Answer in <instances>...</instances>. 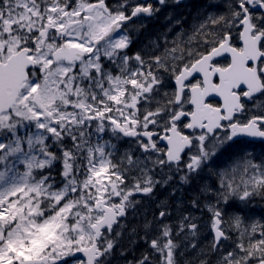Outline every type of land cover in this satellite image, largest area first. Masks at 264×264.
<instances>
[{
  "label": "snow or ice",
  "instance_id": "snow-or-ice-1",
  "mask_svg": "<svg viewBox=\"0 0 264 264\" xmlns=\"http://www.w3.org/2000/svg\"><path fill=\"white\" fill-rule=\"evenodd\" d=\"M159 11L0 0V264H111L138 194L205 173L215 182L191 206L209 214L216 264H264V216L250 207L264 200V159L248 151L264 145V0H208L186 39L166 32L130 54L129 22ZM167 216L128 230L152 251L127 264L197 249V217Z\"/></svg>",
  "mask_w": 264,
  "mask_h": 264
},
{
  "label": "rangeland",
  "instance_id": "rangeland-1",
  "mask_svg": "<svg viewBox=\"0 0 264 264\" xmlns=\"http://www.w3.org/2000/svg\"><path fill=\"white\" fill-rule=\"evenodd\" d=\"M204 1L208 3L207 0ZM117 2L118 0H112L111 4H115ZM173 4L174 3H169V6L165 7L164 9H162V7H158L160 8V11L155 13L152 19L147 20L148 18L141 17L135 22H131L130 29H132V31L130 32V35L133 37V44L130 49V54L141 49L140 47H142L144 43L146 44L150 38L160 37L166 32L168 40H172L177 35V33H180L181 31L186 33L185 39L187 38V35L191 34L193 25L195 23V18L198 14L204 12L205 6L198 12H195L192 7H185V11H183L179 6L172 7ZM164 15H168L169 17H165ZM162 18H164L163 21L167 19L164 26H162L164 29L163 31L158 25V22ZM177 21H179L180 23H177ZM169 28H171L170 32H168ZM195 43L196 42L194 41L193 46H195ZM169 88H171V82H169ZM248 151L251 152L253 156H255L257 162H259L261 159H264L263 146L256 145L254 149L250 148L248 149ZM160 178V176H157V179ZM213 178L214 177L209 178L207 173H205L202 177H198L190 185H188L181 183L179 180V176L177 175L167 185H157L151 194H138L136 196V199L140 201V204L137 213L135 215V218H133V215L130 214L126 220L122 221V223L125 224L127 228L123 231L122 238L119 239V246L113 252V255L111 257V264H127V261L133 260L134 257L139 258L145 252L151 253L152 250L149 248V244L146 243L143 239L137 238L134 244H130L128 230L132 227H137L138 237L144 236L145 231L142 225L146 221L153 220V215L155 214L156 216H158L159 211L162 210L169 213V216L164 219V223H174L178 221V219L182 215L191 214L192 216L197 217V219L193 222L198 225V237L196 238L198 247L195 251L189 249L182 256L178 253L176 256L177 264H185V261L188 260V256L190 257V259L194 260L195 264H199L200 259H207L210 264H216L220 253L218 252L209 256V254L211 253L210 244L213 239L212 231H210L209 214L207 213V211H204L202 209H194L191 206L193 197L198 194V191L196 192V186L199 189V187H201L205 183L214 184L215 179L213 180ZM212 181L213 183H211ZM185 195H187L188 197H186ZM201 201L203 203V198H201ZM162 202L166 203V208H158V205H161ZM253 202L250 205L252 209V215H254L256 218L264 216V200H260L259 198H257ZM200 216L202 217L200 218ZM117 231H121V229L117 228ZM156 234L157 233L154 227L149 233V241ZM178 239L183 240V236L179 237ZM234 241V235L232 237V240L224 241V250H230L231 246L233 247L234 245ZM122 249H129V251L125 252L124 256H121L120 252ZM201 249H203L208 254L201 256L199 254ZM183 251L184 246L182 244L180 252ZM69 264H72L71 260H69Z\"/></svg>",
  "mask_w": 264,
  "mask_h": 264
},
{
  "label": "flooded vegetation",
  "instance_id": "flooded-vegetation-1",
  "mask_svg": "<svg viewBox=\"0 0 264 264\" xmlns=\"http://www.w3.org/2000/svg\"><path fill=\"white\" fill-rule=\"evenodd\" d=\"M111 1L112 0H108V2L111 4ZM208 1V0H207ZM138 2H145V1H143V0H138ZM147 3H151V4H153V6L154 7H160L161 5H159V4H157V3H153L152 1H150V0H147L146 1ZM207 4V2L206 1H198V2H196V3H188V4H181V7L182 8H185V7H192L194 10H196V11H199V10H201L205 5ZM141 17H143V16H141ZM141 17H139V18H141ZM138 18V19H139ZM152 18V17H151ZM151 18H148L147 20H149V19H151ZM136 21V20H135ZM135 21H133V22H135ZM166 21H167V19H166ZM160 22H161V20L158 22V25H159V27L161 28V29H163V27H162V25L160 24ZM130 24L131 23H129L128 24V27L129 28H131V26H130ZM221 62H223V61H221ZM258 144H260V142H256V145H258ZM262 146H264V145H262ZM198 188H197V186H196V190H197ZM193 197V196H192Z\"/></svg>",
  "mask_w": 264,
  "mask_h": 264
},
{
  "label": "bare ground",
  "instance_id": "bare-ground-1",
  "mask_svg": "<svg viewBox=\"0 0 264 264\" xmlns=\"http://www.w3.org/2000/svg\"><path fill=\"white\" fill-rule=\"evenodd\" d=\"M163 19L164 18H162L161 19V22H160V24L162 25V26H164V24L166 23L165 21H163ZM162 31L164 30V29H161ZM139 44V43H138ZM140 44H142V43H140ZM145 44V43H144ZM143 44V45H144ZM141 48V47H140ZM261 152H263V151H261ZM215 178H213V180H214ZM215 182V181H214ZM209 183V182H208ZM211 183H213V181L211 182ZM198 184V183H197ZM202 185V184H201ZM211 185V184H210ZM198 188V187H197ZM198 190H196V192H197ZM195 193V192H194ZM198 195V194H197ZM186 197H188L187 195H185ZM190 199V198H189ZM190 201V200H189ZM184 204V203H183ZM251 207V206H250ZM252 210V209H251ZM200 211V210H199ZM203 214V213H202ZM202 216H200V218H201ZM232 242V241H231ZM229 243V242H228ZM234 246V245H233ZM232 247V246H231ZM226 250V249H225ZM192 253V252H191ZM211 255V253L209 254V256ZM218 255V254H217ZM187 257V256H186Z\"/></svg>",
  "mask_w": 264,
  "mask_h": 264
}]
</instances>
